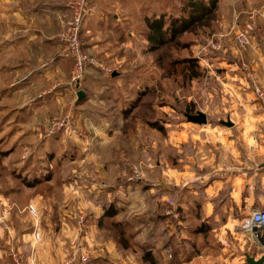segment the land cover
<instances>
[{
	"label": "rangeland",
	"instance_id": "obj_1",
	"mask_svg": "<svg viewBox=\"0 0 264 264\" xmlns=\"http://www.w3.org/2000/svg\"><path fill=\"white\" fill-rule=\"evenodd\" d=\"M186 1L142 3L147 15H165L169 20L180 15ZM253 1L244 26L249 25L242 28L250 33L264 30V3ZM229 2L214 0L211 16L156 50L150 49L146 39L143 9L138 12L139 6L131 5L129 10L137 18L125 27L136 34L129 47L116 49L120 60L106 69L94 66L80 87L71 82V65L72 100L61 104L65 110L72 107L71 114L52 111L27 125L25 112L16 110L22 104L13 105L9 97L2 101L0 96V264H48L47 257L55 264H154L144 257L147 250L156 264H181L177 249L184 261L202 246L191 248L192 243H202L186 234L188 227L209 228L210 233L204 230L202 236L210 250L225 252L219 238L222 234L228 252L239 250L256 258L264 254V242L253 243L238 230L253 208H264V119L259 128L250 127L251 121H256L250 116L244 118L247 123L242 129L222 123L230 119L241 125L242 121L233 114L235 102L223 99L226 94L234 98V93H226V67L216 60L224 57L226 42L235 40L236 51L242 53L247 48L238 45L235 2L230 8ZM236 15L238 18L239 12ZM81 38L83 42L82 34ZM212 42L221 48H213ZM193 62L197 67L191 66ZM8 82L11 86L10 78ZM256 85L264 84L254 81L250 85L248 95L254 93L251 103L260 102ZM11 91L7 87L2 95ZM80 91L84 92L81 100ZM96 93L107 98L99 101ZM77 101L84 104L85 112L76 118L73 109ZM197 111L208 115L207 124L187 120L186 113ZM100 112L115 129L112 134L97 131V124L103 123L101 116L96 117ZM222 140L237 145L224 148ZM203 141L210 143L199 149ZM252 141L257 146H251ZM76 142L84 145L83 153ZM192 155L194 158L188 159ZM81 156L86 157L80 162ZM188 167L195 178L213 172L229 177L220 183L219 193L211 196L205 194L211 176L195 181L186 174L175 188L173 183L161 186L162 174L171 178V171L185 174ZM140 181L150 190L146 199L136 202L132 212L109 215L121 203L116 196L118 188ZM169 212H178L179 217ZM211 235L214 238L207 240ZM240 239L253 243L252 249L239 245ZM246 256L239 264H249ZM218 260L201 259L197 264H227Z\"/></svg>",
	"mask_w": 264,
	"mask_h": 264
},
{
	"label": "crops",
	"instance_id": "obj_2",
	"mask_svg": "<svg viewBox=\"0 0 264 264\" xmlns=\"http://www.w3.org/2000/svg\"><path fill=\"white\" fill-rule=\"evenodd\" d=\"M71 1L73 0H0V7L6 6L5 9L0 8V96H2V101H6L5 97H9L8 99L11 104H17L18 102L22 104L19 106L20 108H16V110L25 112L23 115L29 118L27 125L34 123L35 118L39 116L44 117L52 111L53 114H61L63 112L64 114H71L72 107L66 108V111L64 102L72 100V95H70V93H72L70 82L72 60L66 54L61 36L63 28L59 21L60 14L69 10L68 4ZM234 2L237 11L234 12L235 28L242 29L248 27L249 24L244 26L247 22L246 13L251 10L250 7H253L255 2L253 0H230L229 8L230 4L233 5ZM260 2L264 3V0L259 1V3ZM134 4L139 6L138 12L144 7L142 0H89L88 11L83 20L82 36L84 47L92 56L95 64H90L87 67V74L94 66H98L100 69H106L112 63H115V61L120 60V58L116 56V49L129 47L131 37L136 33L132 31L130 27L126 29L125 26L130 25V23L137 18L136 13L131 14V10H129L130 6ZM143 11L142 25L145 26L146 18L152 15H147L144 9ZM238 12L239 16L237 18L236 13ZM221 19L226 22V15L222 14ZM139 20L141 21L140 18ZM19 26L21 27L19 28ZM256 30L252 32L253 39L244 53L240 52L239 49L236 51L235 40H232V42H226L224 57H218L220 60H216L222 67H226L224 81L226 85L225 90L227 89L226 93H228L229 90L231 94L233 92L234 98L226 94L223 96V99L225 103L228 99H232V101L235 102L236 106L234 107L235 110L233 114L236 117H240L242 124H235L232 120L231 121L234 123L233 126L240 127L241 129L247 123L246 121L245 124L243 123L244 118L247 120L246 116H250V118L256 120L251 121V128H259L260 120L264 119V110L262 109L261 101L259 100L260 102L256 101L255 103H251L249 101L254 97V93L248 95L251 91L250 85H252L254 81L264 84V30H260L259 28ZM125 37L127 39H125ZM10 57L12 61L11 64L8 63ZM229 58L232 59V61H229ZM8 78H10L11 86H9V82L6 83ZM219 79L222 82V78L219 77ZM88 81L89 79H87L86 82ZM7 87H11V94L5 95V93L2 95ZM95 95H97L99 101L107 98L99 93ZM62 103L64 106H61ZM75 103L76 108L73 109V114L77 118L80 114H84L85 108H83L84 104H82V102L80 103L77 101ZM86 103H88V100ZM87 113L88 112H86V114ZM96 114V117L101 116V121H103L102 124H97V131L112 134L115 129L113 130L109 127V121L102 119V116H104L103 112ZM92 117L94 118L95 116ZM104 122H106V124ZM84 131L82 127L81 132ZM81 138L83 139V137ZM94 139L95 137L92 136V140ZM76 143H78L77 145L80 148V152L83 153L84 145L80 142ZM209 143L210 142L204 141L199 143V149L203 148L201 145L207 146ZM220 143L225 145L224 148H226L227 145H233V143L237 145L236 141L230 142L222 140ZM221 144L217 143V145ZM252 145L253 147L257 146L255 141L251 142V146ZM210 155L213 156V154ZM253 155L257 156V151H255ZM194 156L195 155L189 156L188 159H193ZM204 156L208 155L204 153ZM85 157L86 156L79 157L81 158L80 162L83 161ZM250 159H252V157ZM185 171V174H181L182 172L175 174L171 171V178H168L166 174L165 176L162 174L159 178L161 186L163 185L166 187L169 186V183H173L172 187L174 185L175 188L180 178L186 174L190 175L189 177H192L195 181L200 180L202 177L211 176L210 179H212V183H209L208 186L205 187V194L207 193L211 196L219 193L223 186V184L220 183L222 180L229 177L228 174L213 172L209 174V176L199 175L198 178H195V172L189 169V167L186 168ZM237 181H240V179ZM125 184L126 185H123L124 187L118 188L119 192L116 196L121 203H118L119 206H114V209L111 210L114 212V215L122 214L127 210L132 212L136 202L143 201L148 194H150V190L147 188L145 189L143 181L137 184ZM96 189L99 191L98 187ZM112 190L114 191L115 189L113 188ZM162 193H159L161 197L163 196ZM189 193L190 191L187 194ZM252 203L254 202H251L250 205H252ZM236 206L238 207V205ZM75 227L74 225V228ZM207 230L209 232V228H207ZM184 231H186L187 235L194 237L199 243H202H192L191 248L194 250L193 246L202 245V251L198 253L195 252L189 259L181 261V264H197L198 260L201 259L209 262L221 259L218 261H226L227 264H239L242 256L245 257L247 255V253L242 255L239 250L228 252V243L222 234H219V238L223 241L222 245L224 246L223 250L225 252H216L208 248L210 243H207L204 236H202L205 233L202 232V230H192L188 227L184 229ZM212 238H214L213 235L206 239L210 241ZM248 238H250L252 242L256 241L257 243V240L252 239L250 236ZM45 243L46 242H44V244ZM238 243L239 245H243L244 243L249 246V250H251L254 242L250 244L248 241L243 242V239H240ZM211 245H214V243ZM241 249H243V246ZM15 250L17 253V249L14 247L13 251ZM1 255L2 251H0V257ZM45 259L48 261V264H55V260L49 257ZM102 262L104 263V260Z\"/></svg>",
	"mask_w": 264,
	"mask_h": 264
},
{
	"label": "built area",
	"instance_id": "obj_3",
	"mask_svg": "<svg viewBox=\"0 0 264 264\" xmlns=\"http://www.w3.org/2000/svg\"><path fill=\"white\" fill-rule=\"evenodd\" d=\"M89 0H73L68 4L69 10L60 14V21L64 27L62 40L67 56L72 60L71 82L75 87H80L85 79L87 67L95 64V61L85 51L81 34L83 30V20L87 14ZM264 15V14H262ZM237 42L240 48H246L251 44L253 34L246 29L237 31ZM221 44L212 42V47L220 49ZM256 94L259 100L264 104V85H256ZM170 213V212H169ZM175 218L179 217L178 212L170 213ZM240 232L248 237L264 242V208H253L249 216L245 218L238 228Z\"/></svg>",
	"mask_w": 264,
	"mask_h": 264
},
{
	"label": "trees",
	"instance_id": "obj_4",
	"mask_svg": "<svg viewBox=\"0 0 264 264\" xmlns=\"http://www.w3.org/2000/svg\"><path fill=\"white\" fill-rule=\"evenodd\" d=\"M213 3L214 0H187L181 10L182 12L177 17H170L169 20H166L165 15H153L151 17H147L146 25L148 33L146 35V39L150 44V49H160L172 41L176 35L191 31L197 23L214 13L215 6ZM191 66L194 68L195 66L197 67V64L193 62ZM108 214L114 215V212L110 211ZM204 230H207V228L204 227L202 232H204ZM195 247L196 245L193 246V248ZM198 250L201 251L202 249L199 247ZM175 254L180 257L177 261L181 262L182 254L179 249L176 250ZM144 257L149 260L151 259V261L156 264V260L151 250H147Z\"/></svg>",
	"mask_w": 264,
	"mask_h": 264
},
{
	"label": "water",
	"instance_id": "obj_5",
	"mask_svg": "<svg viewBox=\"0 0 264 264\" xmlns=\"http://www.w3.org/2000/svg\"><path fill=\"white\" fill-rule=\"evenodd\" d=\"M79 99L81 100L84 97V92L80 91L79 94ZM187 120L189 122L197 123L200 125H204L208 123V115L203 112V111H197V113H186ZM224 125L232 127L234 123L228 119L227 121L222 122ZM247 262L249 264H264V254L260 258H255L253 256L247 255Z\"/></svg>",
	"mask_w": 264,
	"mask_h": 264
}]
</instances>
